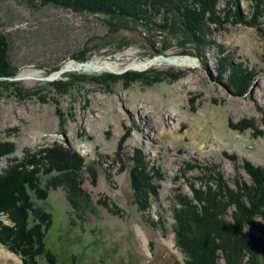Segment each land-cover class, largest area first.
Returning a JSON list of instances; mask_svg holds the SVG:
<instances>
[{
    "label": "rangeland",
    "instance_id": "rangeland-1",
    "mask_svg": "<svg viewBox=\"0 0 264 264\" xmlns=\"http://www.w3.org/2000/svg\"><path fill=\"white\" fill-rule=\"evenodd\" d=\"M177 1L199 17L190 30L177 12L146 23L0 0L1 63L12 73L0 77V144L12 148L0 176L38 164L54 264H193L175 233L184 197L205 222L238 219L264 264V208L249 205V171L264 169V0ZM159 56L193 63L127 69ZM98 59L119 64L8 79ZM0 222L13 225L1 213ZM220 236L207 264H249L250 249L237 258L233 238ZM34 262L0 243V264H53Z\"/></svg>",
    "mask_w": 264,
    "mask_h": 264
},
{
    "label": "trees",
    "instance_id": "trees-1",
    "mask_svg": "<svg viewBox=\"0 0 264 264\" xmlns=\"http://www.w3.org/2000/svg\"><path fill=\"white\" fill-rule=\"evenodd\" d=\"M39 1L41 6L50 4L70 9L74 12L101 13L107 15L111 19L123 20L125 16L126 20L134 22L143 20L146 23L150 22L149 17L153 14L161 13L166 17L167 13L177 12L182 16V24H180V26L183 28L185 27V29L189 28V30L191 29L189 26L191 19H193L192 23L194 24L200 22L199 17L192 16L190 12L188 16H186V13H183V10H181L179 6L182 2L177 0ZM2 58V48L0 46V77L11 76L12 73L8 71L7 66L1 63ZM11 150L12 148L9 149L7 144H0V157L10 153ZM38 167V164L35 163L32 164L31 169H24L23 167L19 171L13 169L3 176H0V213L2 215H7L9 220L13 223L12 227H5L0 222V243L6 245L13 251L19 252L25 258L29 257L33 262L34 259H36L37 261L34 263H38V260L43 259L45 262L54 264L59 261L46 247L44 242L45 236L52 223V217L42 206L37 204L40 201H45L47 198L46 190L41 187L39 179L37 178V173L39 172ZM249 174L254 183L251 192L253 196L250 197L249 201L251 204L249 205L257 209H262L264 208V169L249 171ZM134 178L136 180V177ZM133 182L135 181L133 180ZM69 189H71V186ZM213 201L212 199L210 204L208 202L207 206L213 207ZM178 205V208L174 209L177 227H175L177 243L183 252L188 253L191 261H195V264H207V257H213L215 251L220 249L213 246L216 245V240H225V237L220 236L221 230L226 233V235H230V237L233 238L231 250L237 258L240 257L243 250L248 251V249H250L249 254L251 255V259L249 260V264H259L255 251L258 250L255 249L257 246H255V243L249 245L245 242V237L241 232L242 227L237 223L238 219H235V223L229 224L227 228H225L221 226L220 222H217L218 218L214 213L209 220L210 222L203 221L204 216H207L205 210L201 209L200 214H205L200 218L197 207L192 204L191 200L185 197L179 200ZM244 217L248 219L247 215ZM197 227L203 230V232H200ZM209 228H212V230L216 228V230L209 231ZM218 229L219 232L217 231ZM210 245L213 249L208 250L207 248ZM210 261L213 260L209 258V263ZM237 263L238 262L235 260V264Z\"/></svg>",
    "mask_w": 264,
    "mask_h": 264
},
{
    "label": "bare ground",
    "instance_id": "bare-ground-1",
    "mask_svg": "<svg viewBox=\"0 0 264 264\" xmlns=\"http://www.w3.org/2000/svg\"><path fill=\"white\" fill-rule=\"evenodd\" d=\"M122 56L123 55H120V56H117L116 58H120ZM124 56H130V55L124 54ZM169 59L171 60L170 64L180 65L183 67H188V66H190V64L193 63L192 59L185 57V56H179V57L178 56H171ZM129 60H131V62H126V66H129V67H132L135 69H143L142 62L140 63L138 61L133 60L132 58ZM118 64H119V62L112 61V60H101V59L91 60V61H88L85 65L81 66L80 71L92 72V71L96 70V71L101 72V71H104L107 67H110V68L116 70ZM74 66H75V64H73V63L68 64V67L70 69H72Z\"/></svg>",
    "mask_w": 264,
    "mask_h": 264
},
{
    "label": "water",
    "instance_id": "water-1",
    "mask_svg": "<svg viewBox=\"0 0 264 264\" xmlns=\"http://www.w3.org/2000/svg\"><path fill=\"white\" fill-rule=\"evenodd\" d=\"M163 59V61L167 62V63H170L171 60L168 58V57H163V56H159V57H154L150 60H147L145 63H142V66L143 67H148L151 65L150 61L151 60H154V59ZM87 62H80V63H76L75 66L70 69L68 66H64L62 69H60L59 71L57 72H54L52 73L51 75L49 76H46V77H33V76H30V75H26V76H16V77H13V78H8V79H11V80H21V79H24V78H28V79H36V80H42V81H52V80H55L56 78H58L61 74L67 72V71H70V70H74L76 72H79L80 71V67L85 65ZM109 72H112L114 73L115 71L110 68V67H107L106 68ZM127 69H130V67H128ZM125 69V70H127ZM96 71V70H94Z\"/></svg>",
    "mask_w": 264,
    "mask_h": 264
}]
</instances>
